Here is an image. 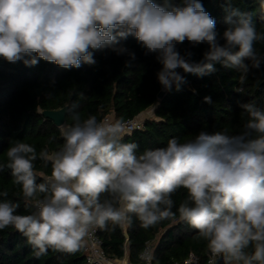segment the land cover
Here are the masks:
<instances>
[{
    "label": "clouds",
    "instance_id": "clouds-1",
    "mask_svg": "<svg viewBox=\"0 0 264 264\" xmlns=\"http://www.w3.org/2000/svg\"><path fill=\"white\" fill-rule=\"evenodd\" d=\"M231 3L225 0L220 33L201 0H0V58L35 66L38 57L69 69L96 64L93 53L107 49L135 60L121 43L131 36L145 55L155 54L166 91L173 85L179 91L185 82L178 69L203 77L215 73L216 64L240 71L242 82L264 65L254 48L264 33L251 13ZM185 41L208 46L201 61L178 51ZM204 101L212 102L210 96ZM240 108L248 120L238 134L201 131L183 143L172 137L139 155L137 143L122 142V120L99 122L93 115L59 125L64 143L51 154L15 142L2 167L10 169L26 207L34 210L20 215L18 203L0 200V230L15 228L37 256L49 249L74 253L97 228L130 225L135 217L148 229L175 220L178 212L223 264H264V109L252 103ZM38 158L52 168L50 176L40 174V183ZM181 188L187 196L174 212L172 197Z\"/></svg>",
    "mask_w": 264,
    "mask_h": 264
},
{
    "label": "trees",
    "instance_id": "trees-1",
    "mask_svg": "<svg viewBox=\"0 0 264 264\" xmlns=\"http://www.w3.org/2000/svg\"><path fill=\"white\" fill-rule=\"evenodd\" d=\"M201 3L215 18L217 30L222 33L226 27L225 0H201ZM230 6L251 13L257 31L264 33L261 0H232ZM121 43L135 53V60L107 49L93 53L96 64L82 63L80 68L69 69L38 57L35 66H25L22 60L9 63L0 58V167L7 164V151L17 141L34 146L37 154L45 149L51 154L62 147L64 141L59 127L44 118L43 111L67 107L64 124H72L77 115L81 121L93 115L98 121L110 116L113 121L125 122L152 109L153 117L146 118L140 130L123 136L122 142L139 145V155L145 149L166 146L172 137L183 143L194 139L201 131L238 134L248 120L240 104L252 103L264 109V65L259 70L252 69L242 82L240 71L225 69L219 64L215 65V73L203 77L178 69L185 77L180 90L173 85L158 99L157 94L164 89L157 79L161 65L155 54L145 55L131 36ZM207 47L206 44L192 47L187 41L177 46L182 55L191 51V60L195 62L202 60ZM254 48L264 56V40L257 41ZM206 96L211 97V103L204 101ZM34 170L37 183L43 182V176L51 175V162L38 158L34 161ZM3 192L8 195L0 196V200L18 203V214L27 215L34 210L26 207L21 187L14 184L7 167L0 170V193ZM186 196L183 188L173 195L174 212ZM97 236L108 258L120 259L126 253L130 263L139 261L147 243L152 247V264H173L182 261L188 253L204 262L209 252L207 242L179 219L178 212L175 220H163L148 229L142 228L133 217L130 225L108 230L98 228ZM0 264L88 263L81 248L74 253L49 249L47 254L37 256L26 238L15 228L8 227L0 230Z\"/></svg>",
    "mask_w": 264,
    "mask_h": 264
},
{
    "label": "built area",
    "instance_id": "built-area-1",
    "mask_svg": "<svg viewBox=\"0 0 264 264\" xmlns=\"http://www.w3.org/2000/svg\"><path fill=\"white\" fill-rule=\"evenodd\" d=\"M143 113L131 120L124 122V135H129L143 127V121L146 119L142 118ZM99 122L112 123L114 121L110 116H104ZM97 229L93 230L83 238L81 249L88 264H152V247L150 243H147L143 248L137 263H130L127 259L126 253H124V256L120 259L108 258L101 248V242L97 236ZM173 264H223V260L219 257H213L209 251L204 262H201L198 256L195 254L188 253V255L182 261L174 262Z\"/></svg>",
    "mask_w": 264,
    "mask_h": 264
},
{
    "label": "water",
    "instance_id": "water-1",
    "mask_svg": "<svg viewBox=\"0 0 264 264\" xmlns=\"http://www.w3.org/2000/svg\"><path fill=\"white\" fill-rule=\"evenodd\" d=\"M165 90H161L158 94H157V98L160 99L163 95ZM67 113V107H63L60 108L58 110H48V111H43L42 112V116L46 119H49L53 122V124L57 127H59V125L64 124L65 123V116Z\"/></svg>",
    "mask_w": 264,
    "mask_h": 264
},
{
    "label": "rangeland",
    "instance_id": "rangeland-1",
    "mask_svg": "<svg viewBox=\"0 0 264 264\" xmlns=\"http://www.w3.org/2000/svg\"><path fill=\"white\" fill-rule=\"evenodd\" d=\"M153 117V110H148L142 114V118H151Z\"/></svg>",
    "mask_w": 264,
    "mask_h": 264
}]
</instances>
